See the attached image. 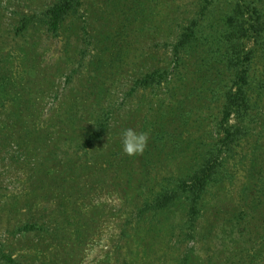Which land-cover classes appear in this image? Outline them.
<instances>
[{
  "label": "trees",
  "instance_id": "trees-1",
  "mask_svg": "<svg viewBox=\"0 0 264 264\" xmlns=\"http://www.w3.org/2000/svg\"><path fill=\"white\" fill-rule=\"evenodd\" d=\"M105 1V13L125 17L122 22L126 25L141 19L153 20L157 26V19L150 15L163 10L161 6L151 7L150 3L144 6V0ZM83 4L84 0H51L39 10L23 12L15 28L21 32L30 23L42 22L47 33L57 35L67 14L77 12ZM174 12L170 19L173 39L169 44V67L140 72L128 86L129 95L153 88L155 93L165 90L166 97L157 96L156 102H150L153 114L145 115L141 130L148 134L143 152L125 154L117 162L115 171L122 175L119 181L124 189L135 184L133 196L125 197L126 211L131 209V212L121 229V239L126 236L128 224L136 223L148 211L159 219L162 212L173 210L176 219L169 226L174 229L173 235L176 231V241L182 237L183 241H200L207 246L214 236L223 245L231 244L226 246L228 254L218 260L216 254H210L204 263L261 264L264 260V0H192L176 5ZM86 21H82L81 29L85 37L88 35L85 42L90 38L87 43L91 44L94 35ZM108 21L105 25L110 26ZM97 30L95 37L105 32L103 27ZM134 30L141 35L144 27ZM103 55L96 54L98 69L102 65H115L112 57L106 60ZM109 55L115 56V61L123 56L119 50ZM97 68L92 70L97 72ZM0 74L1 101V92L7 91L10 84L5 81L6 72ZM96 74L91 77L95 79ZM92 85L88 89L84 86L73 89L66 100L67 107L64 105L58 113L64 112L62 121L52 120L43 126L40 99L35 97L31 105V98L25 99L29 104L21 105L28 111L19 108L21 113H28L34 106L33 114L17 115L16 110L12 125L15 122L22 129L27 123L25 130L30 133L26 141L35 136V146L39 145L41 153L49 149L48 157L54 165L61 160L57 143L62 142L74 148V154L64 161L71 169L85 171L94 163L103 172L105 153L101 149L111 141L105 139L113 129L114 104L103 96L100 84L92 82ZM31 91L37 94L38 88ZM59 128L64 134L55 136ZM245 145H249L251 152H243V157H252L248 172L256 180L244 182L237 201L227 199L224 187L232 185L235 178L230 164L239 153L242 155L241 148ZM45 159L41 158L38 164L39 173L47 171L46 175L55 180L58 172L50 171L53 165L49 166ZM43 164L47 166L42 171ZM164 166L167 172L163 174ZM71 183L67 180L63 183L67 184L68 193L76 192ZM62 204L63 200L58 206ZM56 220L55 216L47 219L43 212L31 214L9 233L22 239L29 232L41 238H67L65 219L55 225ZM67 221L70 226L75 224L71 213ZM157 223L149 227L150 231L165 230L162 220ZM68 240L73 251L77 242ZM196 248V245L189 247L176 264H200ZM5 258V264H34L14 257L11 252Z\"/></svg>",
  "mask_w": 264,
  "mask_h": 264
},
{
  "label": "rangeland",
  "instance_id": "rangeland-1",
  "mask_svg": "<svg viewBox=\"0 0 264 264\" xmlns=\"http://www.w3.org/2000/svg\"><path fill=\"white\" fill-rule=\"evenodd\" d=\"M50 1L0 0V71L6 72L5 81L10 84L7 91L1 92L0 101V143H6L0 145V264H5V255L9 252L34 264H176L193 245L197 246L200 264H206L204 261L210 254H216L217 260L228 254L230 251L226 246L231 244L223 245L219 237L213 236L207 246L200 241H183L182 237L176 241V231L173 235L174 229L169 226L176 219L173 210L162 212L157 217L159 219L148 211L136 223L128 224L126 236L121 239V229L131 212V209L126 211L125 197H132L135 191V184L125 185V190L123 182L119 181L122 175L115 171L117 162L127 155L122 150L121 133L127 128L141 132L145 115L153 114L150 102H156L157 96L166 97L165 90L155 93L153 88L129 95L128 86L150 68L169 67V44L173 39L171 13L174 15L176 5L192 0H144V6L150 3L151 7L157 5L163 9L155 12L158 16L150 15L157 19V26L153 20L141 19L138 23L130 21V25H126L122 22L125 17L105 13L107 1L84 0L77 12L67 14L64 27L57 35L47 33L42 22L30 23L21 32L15 28L23 12L28 14V11L39 10ZM108 19L110 26L105 25ZM83 20H87L85 24L94 35L91 44L87 43L90 38L85 42L88 35L85 37L81 29ZM98 27H103L105 32L95 37ZM134 27H144V31L140 35ZM115 50L123 55L118 61L109 55ZM99 52L105 54L106 60L112 57L115 65H102L98 69L96 54ZM91 71L97 73L95 79L91 77L94 75ZM92 82L100 84L103 96L114 104L113 129L105 139L111 141L101 149L105 153L103 167L106 170L99 171L94 163L85 171L71 169L64 161L69 154H74V148H68L62 142L57 143L61 160L54 165L48 157L49 149L41 153L39 145L35 146V136L26 141L29 139L27 133H30L25 130L27 123L22 129L15 122L12 125L14 113L18 110L17 115L30 117L35 107L26 113L27 107L21 105H31L36 97L40 99L38 115L43 126L52 120L62 121L64 112L58 113L67 107L66 100L73 89L80 86L88 89L93 86ZM32 88H38L37 94L31 91ZM27 98H31L29 103L25 101ZM20 107L26 111L21 113ZM19 133L23 136L20 137ZM61 134L64 132L59 128L55 136ZM248 149L249 145H245L241 148L242 155L239 153L231 161L235 178L232 185L224 187L227 199L237 201L244 182L256 180L248 172L252 157H243V152H251ZM41 158H47L49 166L53 165L50 171L58 172L55 180L43 171L47 164L41 165L43 172L39 173ZM162 172H167V166ZM66 180L72 181L70 185L76 192H67V184H63ZM61 200L63 204L58 206ZM40 212L45 213L47 219L55 216L58 220L55 225L65 219L63 225L68 237L41 238L29 232L22 239L9 233L16 224ZM70 213L75 223L73 226L67 221ZM159 220L163 221L161 225L165 230L150 231L149 227L158 224ZM68 238L77 242L73 251ZM262 262L264 264V260Z\"/></svg>",
  "mask_w": 264,
  "mask_h": 264
},
{
  "label": "clouds",
  "instance_id": "clouds-1",
  "mask_svg": "<svg viewBox=\"0 0 264 264\" xmlns=\"http://www.w3.org/2000/svg\"><path fill=\"white\" fill-rule=\"evenodd\" d=\"M148 134L136 132L132 128L124 129L121 133L122 150L127 155L141 154L146 147Z\"/></svg>",
  "mask_w": 264,
  "mask_h": 264
}]
</instances>
